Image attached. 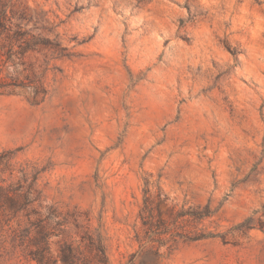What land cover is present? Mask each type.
Returning a JSON list of instances; mask_svg holds the SVG:
<instances>
[{
  "label": "rangeland",
  "instance_id": "374dc122",
  "mask_svg": "<svg viewBox=\"0 0 264 264\" xmlns=\"http://www.w3.org/2000/svg\"><path fill=\"white\" fill-rule=\"evenodd\" d=\"M1 9L28 48L3 72L25 86L0 87V264H37L41 226L54 254L88 227L112 264H150L135 238L147 179L175 209H215L180 220L215 235L162 247V264H264V0Z\"/></svg>",
  "mask_w": 264,
  "mask_h": 264
},
{
  "label": "trees",
  "instance_id": "16d2710c",
  "mask_svg": "<svg viewBox=\"0 0 264 264\" xmlns=\"http://www.w3.org/2000/svg\"><path fill=\"white\" fill-rule=\"evenodd\" d=\"M7 14L4 9L0 10V87L4 88L9 85L24 87L25 84L17 82L16 77L4 70L9 66L19 63L13 59V54L22 55L28 48L20 46L18 51H13L12 39H16L18 30L12 31V25L7 20ZM12 31V32H11ZM5 41L7 43L5 44ZM3 73V74H2ZM9 78L7 82L5 78ZM37 90V88H36ZM32 197H12L11 209L28 211L33 202ZM167 207L168 217L163 216L162 207ZM215 209L210 207L209 202L193 207L175 209L174 204L169 203V197L163 192L159 185H156L155 191L151 192L149 180H145L143 189L142 204L138 211L140 221L139 230L136 231L135 238L139 243L138 255H149L150 264H162L163 252L162 247L170 250L178 239L197 240L214 236L212 232L190 231L183 229L184 224L180 220H195L200 222L202 219L213 214ZM28 214L30 212H27ZM247 220V219H246ZM239 225H242L240 222ZM76 226H78L76 224ZM249 226V225H248ZM62 231H65L64 229ZM53 235L47 227L41 226L36 234L30 239L33 241L34 248L29 249L27 255L37 264H112L107 256L103 238L100 234H93L88 227H83L80 238L77 243L75 240H63L59 244L58 252L53 253L50 237ZM58 236V234H56ZM137 254H133L131 260Z\"/></svg>",
  "mask_w": 264,
  "mask_h": 264
}]
</instances>
